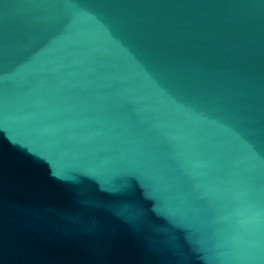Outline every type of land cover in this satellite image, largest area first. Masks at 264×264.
I'll use <instances>...</instances> for the list:
<instances>
[{"label":"water","instance_id":"1","mask_svg":"<svg viewBox=\"0 0 264 264\" xmlns=\"http://www.w3.org/2000/svg\"><path fill=\"white\" fill-rule=\"evenodd\" d=\"M0 264H264V0H0Z\"/></svg>","mask_w":264,"mask_h":264}]
</instances>
